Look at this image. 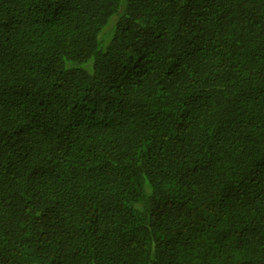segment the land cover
<instances>
[{
    "label": "trees",
    "instance_id": "16d2710c",
    "mask_svg": "<svg viewBox=\"0 0 264 264\" xmlns=\"http://www.w3.org/2000/svg\"><path fill=\"white\" fill-rule=\"evenodd\" d=\"M0 264H264V0H0Z\"/></svg>",
    "mask_w": 264,
    "mask_h": 264
},
{
    "label": "rangeland",
    "instance_id": "374dc122",
    "mask_svg": "<svg viewBox=\"0 0 264 264\" xmlns=\"http://www.w3.org/2000/svg\"><path fill=\"white\" fill-rule=\"evenodd\" d=\"M115 19H116V16H113V17L110 19V23H109L108 26L106 27V29H108V31L111 30V25H112V26L114 25Z\"/></svg>",
    "mask_w": 264,
    "mask_h": 264
}]
</instances>
